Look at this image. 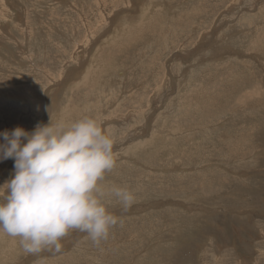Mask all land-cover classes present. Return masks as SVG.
<instances>
[{"label":"rangeland","instance_id":"obj_1","mask_svg":"<svg viewBox=\"0 0 264 264\" xmlns=\"http://www.w3.org/2000/svg\"><path fill=\"white\" fill-rule=\"evenodd\" d=\"M4 1L0 145L97 119L118 153L106 185L135 203L113 200L99 247L73 232L30 255L0 231V263L264 264V0Z\"/></svg>","mask_w":264,"mask_h":264},{"label":"clouds","instance_id":"obj_2","mask_svg":"<svg viewBox=\"0 0 264 264\" xmlns=\"http://www.w3.org/2000/svg\"><path fill=\"white\" fill-rule=\"evenodd\" d=\"M2 136L0 160H15V178L0 188L5 201L0 231L19 240L25 253H59L61 241L73 232L99 247L120 223L109 211L113 200L124 213L134 205L132 191L106 185L118 153L97 119L56 123L51 115L49 125H38L31 134L17 128Z\"/></svg>","mask_w":264,"mask_h":264},{"label":"bare ground","instance_id":"obj_3","mask_svg":"<svg viewBox=\"0 0 264 264\" xmlns=\"http://www.w3.org/2000/svg\"><path fill=\"white\" fill-rule=\"evenodd\" d=\"M4 2H6V1H4ZM14 9H16L15 7H13L11 4H10V2L9 3H4L3 5H0V35H5L4 33H3V31L1 32V30L3 29V28H10V26H12V24H13V26H14V28H15V24H14V17H13V15L11 14V12H13V10ZM19 10V9H18ZM176 11V10H175ZM20 14H21V12H19ZM23 15V14H22ZM171 20V19H170ZM155 21V20H154ZM147 25V24H146ZM151 26V25H150ZM160 28V27H159ZM21 29V32L22 33H24V29H23V27L22 28H20ZM29 29V28H28ZM163 29V28H162ZM161 29V30H162ZM10 30V29H9ZM7 35H10L11 36V30H10V32L7 34ZM141 35V34H140ZM12 44V43H11ZM1 53V52H0ZM1 55V54H0ZM102 61V60H101ZM107 71V70H106ZM96 75V74H95ZM98 75V74H97ZM92 85V84H91ZM105 86V85H104ZM106 87V86H105ZM107 88V87H106ZM113 118V117H112ZM115 118V117H114ZM116 121V120H115ZM117 123V122H116ZM114 124H111V126H113ZM110 126V127H111ZM159 135V134H158ZM159 142V141H158ZM167 143V142H166ZM136 149V148H135ZM7 243H8V241H7ZM5 255V254H4ZM6 257V256H5ZM31 259V258H30ZM8 261V260H7ZM9 262V261H8ZM0 264H2V263H0Z\"/></svg>","mask_w":264,"mask_h":264}]
</instances>
